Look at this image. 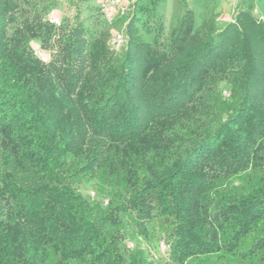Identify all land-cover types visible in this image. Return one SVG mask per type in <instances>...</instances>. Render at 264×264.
Here are the masks:
<instances>
[{"label": "trees", "instance_id": "obj_1", "mask_svg": "<svg viewBox=\"0 0 264 264\" xmlns=\"http://www.w3.org/2000/svg\"><path fill=\"white\" fill-rule=\"evenodd\" d=\"M28 7L0 0V264H264V23L114 49Z\"/></svg>", "mask_w": 264, "mask_h": 264}, {"label": "rangeland", "instance_id": "obj_2", "mask_svg": "<svg viewBox=\"0 0 264 264\" xmlns=\"http://www.w3.org/2000/svg\"><path fill=\"white\" fill-rule=\"evenodd\" d=\"M70 2V0H26V5L27 8H30L28 6H32L36 10L30 15L31 18L42 14L46 16L54 10L52 13L61 20V25L56 26L57 29L67 27L69 23H72L75 15L80 12L86 28L95 31L97 34L108 32L112 37L113 33L120 32L126 35V27L132 20H135V28L138 31L139 37L144 41L148 43L158 41L159 43L167 44L174 28L177 26L179 18L189 8V3L192 0H148L146 1L149 4L148 6L140 7L138 11L130 9L126 17H118L112 23H109L105 19L103 12L98 7H87L86 5L79 7L76 5L71 6ZM257 6L262 11V5L259 3ZM195 12L197 13V27H201L207 22L208 24L213 23L220 27L224 25V18L227 17L226 14L219 13L209 19L208 15H203L202 7H195ZM56 34H58V31ZM53 40L54 37L51 43L42 49H51L54 46ZM37 45L34 44L33 46L36 47ZM36 49L40 48L36 47ZM54 53L55 51H53V55H55ZM162 250L163 254L167 251V246L163 243ZM153 254L156 259L161 258V255L156 253L155 250Z\"/></svg>", "mask_w": 264, "mask_h": 264}, {"label": "crops", "instance_id": "obj_3", "mask_svg": "<svg viewBox=\"0 0 264 264\" xmlns=\"http://www.w3.org/2000/svg\"><path fill=\"white\" fill-rule=\"evenodd\" d=\"M70 5L76 6H87V7H98L101 9V3L103 0H70ZM148 0H136L134 4H131V9L134 11H138L140 7L148 6L146 3ZM122 4H129L130 0H120ZM222 2V3H221ZM262 5L261 9L257 8L258 4ZM130 5V4H129ZM195 7L203 8V15L209 16L211 19L216 14L222 13L226 14L227 17L224 18V24L232 22L234 16L237 12H250L252 13L258 20L264 23V0H239L238 2H234L232 0H195L189 3V8L193 11L196 18ZM213 9V10H211ZM102 11V10H101ZM208 23V22H207Z\"/></svg>", "mask_w": 264, "mask_h": 264}, {"label": "built area", "instance_id": "obj_4", "mask_svg": "<svg viewBox=\"0 0 264 264\" xmlns=\"http://www.w3.org/2000/svg\"><path fill=\"white\" fill-rule=\"evenodd\" d=\"M234 2H238L239 0H232ZM136 0H130L129 4H122L120 0H103L101 3V10L104 14L105 19L112 23L118 17H126L131 9V4H134ZM50 23L54 26H60L61 20L59 17L54 16L50 18ZM125 35L120 32L113 33L109 44L114 49H120L125 44ZM35 55L39 59H43L45 54L42 49H35Z\"/></svg>", "mask_w": 264, "mask_h": 264}]
</instances>
